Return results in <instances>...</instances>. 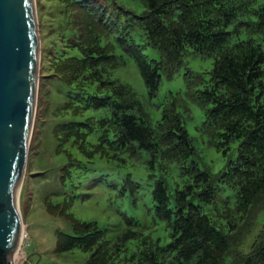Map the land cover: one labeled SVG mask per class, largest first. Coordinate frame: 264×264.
<instances>
[{"label":"trees","instance_id":"16d2710c","mask_svg":"<svg viewBox=\"0 0 264 264\" xmlns=\"http://www.w3.org/2000/svg\"><path fill=\"white\" fill-rule=\"evenodd\" d=\"M59 1L72 17L60 38L64 45L48 53L49 69L67 87L53 126L59 147L67 143L86 158L121 162L145 151L151 166L157 162L164 170L174 162L188 180L171 192L165 177L157 179L154 226L131 218L109 236L97 222L71 216L69 227L56 230L57 250L90 252L85 264H264V224L243 250L264 209V0H141L142 12L122 25L102 7L88 9L87 0ZM109 30L135 58L150 95L186 53L214 58L209 79L190 80L203 84L192 97L206 109L202 126L210 141L225 154L236 144V158L217 173L201 169L175 103L152 122L133 88L111 77L124 61L101 43ZM145 45L162 58H149ZM97 130L98 142L90 143L88 135ZM223 185L237 192L234 201L222 198L218 222L204 206L216 201Z\"/></svg>","mask_w":264,"mask_h":264},{"label":"rangeland","instance_id":"374dc122","mask_svg":"<svg viewBox=\"0 0 264 264\" xmlns=\"http://www.w3.org/2000/svg\"><path fill=\"white\" fill-rule=\"evenodd\" d=\"M35 5L40 34V72L28 159L18 199L25 238L18 251L20 254L14 256L10 264H85L90 252L78 248L70 252L57 250L56 230L69 227L71 216L80 221L97 222L109 236L122 230L127 219L131 218L138 219L146 228L152 227L157 218L153 197L157 179L165 177L173 192L176 186L185 184L188 175L183 174L174 162L167 163L164 170L157 162L151 166V155L145 151L121 162L99 155L86 158L67 143L59 147L53 126L60 120L56 111L64 100L67 87L49 69L48 53L50 47L61 48L64 45L60 38L63 32H69L68 20L72 17L59 0H35ZM87 8L94 13L101 8L106 16L117 17V22L122 25L121 22L136 19L134 13L140 14L144 4L141 0H87ZM114 31L117 32L116 29ZM115 32L109 30L101 40L102 45H108L110 52L124 61L113 69L111 77L133 88L152 122L161 119L167 104L175 103L185 116L186 127L193 140L195 154L192 160L201 169L217 173L229 159L236 158V144L225 154L210 141L202 126L206 109L192 97V93L202 89L203 84H193L190 80L196 75L209 79L214 58L186 53L183 63L172 75L163 73L158 92L150 95L135 58L117 41ZM134 38L143 43L137 33ZM143 52L152 59L162 58V52L150 45L143 46ZM93 110H87V113ZM99 134V130L90 133L88 141L97 143ZM236 192L234 187L223 185L216 201L204 206L205 212L212 217L222 212V198L234 201ZM257 220V226L243 246L244 251L249 250L248 244L264 224V209L259 211ZM129 248H135V241L129 244Z\"/></svg>","mask_w":264,"mask_h":264},{"label":"water","instance_id":"95a60500","mask_svg":"<svg viewBox=\"0 0 264 264\" xmlns=\"http://www.w3.org/2000/svg\"><path fill=\"white\" fill-rule=\"evenodd\" d=\"M40 34L35 0H0V264L21 233L19 190L37 104Z\"/></svg>","mask_w":264,"mask_h":264},{"label":"bare ground","instance_id":"6f19581e","mask_svg":"<svg viewBox=\"0 0 264 264\" xmlns=\"http://www.w3.org/2000/svg\"><path fill=\"white\" fill-rule=\"evenodd\" d=\"M17 209H18V206H17ZM18 211V213H19V216H20V212H19V209L17 210ZM22 223H21V233H20V236H19V242H18V246H17V250H16V252L14 253V255H13V258H12V261H13V259H15V257L14 256H18L20 253L18 252L19 251V249L20 248H22V244H23V239L25 238V232L22 230ZM17 253V254H16ZM16 254V255H15Z\"/></svg>","mask_w":264,"mask_h":264}]
</instances>
